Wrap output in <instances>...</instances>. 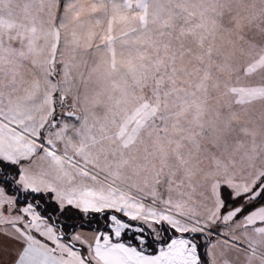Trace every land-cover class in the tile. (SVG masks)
Segmentation results:
<instances>
[{
	"label": "snow or ice",
	"instance_id": "obj_1",
	"mask_svg": "<svg viewBox=\"0 0 264 264\" xmlns=\"http://www.w3.org/2000/svg\"><path fill=\"white\" fill-rule=\"evenodd\" d=\"M0 264H264V0H0Z\"/></svg>",
	"mask_w": 264,
	"mask_h": 264
}]
</instances>
